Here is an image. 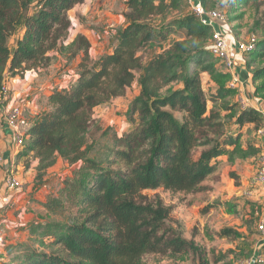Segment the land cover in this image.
I'll use <instances>...</instances> for the list:
<instances>
[{"label": "trees", "instance_id": "16d2710c", "mask_svg": "<svg viewBox=\"0 0 264 264\" xmlns=\"http://www.w3.org/2000/svg\"><path fill=\"white\" fill-rule=\"evenodd\" d=\"M85 1L0 0V88L26 72L45 70L54 52L79 59L77 78L50 92L45 112L31 121L15 155V166L26 169L38 161V178L58 159L76 167L44 204L62 220L31 224L35 245L9 246L7 252L17 250V255L0 264H146V256L169 251L177 261L196 248L180 236L164 237L169 210L161 202L150 203L143 192L163 188L194 194L216 173L215 160L226 156L233 165L250 156L241 138L226 136L225 124L237 118L243 126L261 116L255 109L239 114L231 102L235 89L225 86L231 75L218 72L210 53L212 28L193 15L169 20L172 12L188 10L184 0H127L126 25L98 67L89 40L69 38L68 14ZM249 1L235 0L234 6ZM200 2L205 10L215 5V0ZM176 30L185 38L160 47L145 64L141 52L153 43L165 45ZM253 37L249 54H256L246 68L256 83L264 80V67L255 70L256 61L264 59V40ZM138 73L140 94L131 106L136 128L117 140L116 149L91 158L95 110L124 97ZM203 74L218 84L215 93L206 94Z\"/></svg>", "mask_w": 264, "mask_h": 264}, {"label": "rangeland", "instance_id": "374dc122", "mask_svg": "<svg viewBox=\"0 0 264 264\" xmlns=\"http://www.w3.org/2000/svg\"><path fill=\"white\" fill-rule=\"evenodd\" d=\"M126 2L127 0H87L68 14L72 22L70 40L77 35H83L89 40L92 63L95 67H98L102 58L113 48L117 31L126 25V21L121 19V16L125 15ZM234 5L235 0H215V5L207 10H217L227 15L226 28L237 42L246 43L253 35L259 40H264V0H250L247 5L239 7ZM181 15L192 14L184 6L181 12H172L169 20ZM183 38L185 32L176 30L165 45L151 44L150 48L141 52L144 63L152 59L159 52L160 47H167ZM15 40L16 36L11 38L10 49L14 48ZM255 54L256 51L249 54L246 62ZM51 56H55V60L40 74L29 71L36 76L32 77L28 86L22 88V93L26 94L27 98L32 92H36V95L34 94L37 97L36 113L45 107V98L49 92L66 88L77 78L79 59L68 60L67 54L59 52H54ZM256 62L255 70L264 67V59ZM215 63L218 72L224 74L220 64ZM253 71L251 70L252 73ZM139 76L140 73L137 74L135 83L124 97L95 110L94 118L98 127L92 128L90 134L89 143L93 147L91 158H95L101 152L107 153L109 149H116L117 140L136 128L138 117L132 115L131 106L133 100L140 94ZM18 77L20 78L18 82L23 81L24 77ZM202 78L206 94L215 93L218 84L208 74H203ZM230 81L229 79L225 82L227 88ZM241 90L238 86L231 100L233 104H237L239 114L248 112L256 106L261 117L259 116L257 120V117L253 116L252 119L245 120L243 126L237 123V118L227 119L225 134L227 137L241 138L242 146L245 149L250 148L248 149L250 156L237 160L233 165L228 162L226 156L215 160L213 163L216 164V173L194 194H173L163 188L143 192V196L150 203L161 202L169 210L162 230L164 237L180 236L184 241L193 243L196 248L178 256L177 261L169 257L170 251L163 255H148L145 258L146 264H244L255 258L262 260L257 264H264V249L260 248L262 237L258 231L262 221L260 217L262 194L259 189L252 187L259 169L260 155L264 151V138L260 135V131L264 129V80L252 82V86L245 90V94ZM23 98L18 99L13 106L20 107L25 118L30 108L27 106L28 101H24ZM241 100L248 104L247 109L242 108ZM11 101L13 97L8 103ZM29 112H32V109ZM28 117L33 115L29 114ZM75 168L65 161L58 160L52 169L45 172L42 178H38L35 168L32 167L31 170L25 168V171L22 167L20 172H24L26 177L23 179L24 187L14 200L25 195L24 199L28 204H21L17 199L18 202L14 207L0 209L2 230L14 231V223L18 224V218L26 220V216L31 213L36 219L31 224L62 220L60 215H50L43 206L49 197L57 196L64 179L72 176ZM8 169L12 168L9 166ZM15 172L19 171L15 170ZM18 236L16 242L8 241L2 247L0 251L4 253H0L3 255L0 263L11 260L17 255V250L7 252L9 246L17 245L18 248L20 245H35L31 241L29 231L26 233V229Z\"/></svg>", "mask_w": 264, "mask_h": 264}, {"label": "built area", "instance_id": "2783aa9c", "mask_svg": "<svg viewBox=\"0 0 264 264\" xmlns=\"http://www.w3.org/2000/svg\"><path fill=\"white\" fill-rule=\"evenodd\" d=\"M185 5L191 14L197 17L204 26L212 28V39L210 43V53L221 65L224 72L231 75L230 87L236 89L239 86V80L235 75V62L231 55L230 42L227 36L218 30V27L224 28L227 22V15L224 12L217 10H205L200 0H184ZM255 38L251 37L246 43H239V52L243 54H249L255 48ZM12 91L8 84L3 85L0 88V115H3L7 127L12 131L13 146L15 152L20 150L24 142L23 130L26 126V122L22 116V109L17 106H12L9 110H3L1 107L6 105L10 100ZM242 108L245 110L248 104L244 100H241ZM253 109L259 111L256 106ZM260 135L264 138V129L260 131ZM260 165L257 176L252 182V187L259 189L262 194V206H261V223L259 224L258 231L261 235L260 248L264 249V151L260 157ZM4 162L0 158V174L3 171ZM24 184L18 177V173L13 170L5 172L3 175V181L0 185V209L12 206L15 202L14 198L17 193L23 190ZM252 196V194H250ZM7 244L6 233L0 226V249ZM262 260L255 258L251 261L245 262L244 264H257Z\"/></svg>", "mask_w": 264, "mask_h": 264}, {"label": "crops", "instance_id": "0c3cea01", "mask_svg": "<svg viewBox=\"0 0 264 264\" xmlns=\"http://www.w3.org/2000/svg\"><path fill=\"white\" fill-rule=\"evenodd\" d=\"M77 7H79V6H77ZM127 12H128V7H127V2H126L125 14ZM122 18L124 19V21H126L125 15H122L121 19ZM218 30L223 32L227 36V38H228V40L230 42L231 55H232V58H233V60L235 62V75L237 76V78H238V80L240 82L239 83V88L242 89L241 92L243 94H245V90H248L252 86L251 73L246 68V60H247L248 55L239 52V49H238L239 42H237L234 39V37H232V35L229 34L226 26L224 28L218 27ZM116 43L117 42L115 40L114 46H115ZM114 46H113V48H111V50L109 51L108 54L113 52ZM41 71L42 70L38 71L37 73L40 74ZM32 73H34V71ZM30 74L31 73L26 72L25 75H24L23 81H21V82H18V79H20L18 76L16 78L10 79V81L8 82V85H9L10 89L12 90L13 101H11L10 103H7L5 106L3 105L1 107V109H3L4 111L5 110L7 111L14 105V103L18 99L20 100V99H22L25 96L23 98V100L24 101L27 100L28 101L27 102V106L30 109H32V112H29V110H30L29 109L27 111V113L25 114V118L23 117L24 121L26 120V126L23 129L25 131V133L29 129L31 121L37 115L42 114L46 110V107H44L43 110H40L39 113H36V111H37V107H36V105H37V97L34 96V94L36 95V92H34V93L32 92L30 94L31 96H29V98L26 97V94L22 93V90H23L22 88H24L25 86H28V84L31 83L32 77L36 76V74H31V75ZM35 91H37V90H35ZM49 94H50V92L48 93L47 97L49 96ZM47 97L45 98V105H46ZM22 103H24V102H22ZM29 114H32L33 117H28ZM15 155H16V152H15L14 146H13L12 131L7 127V124H6L5 120L3 119V116L0 115V158H2L3 162H4V166H3L4 167L3 168L4 172H2V174H0V185H1L2 181H3V175L5 174L6 171L9 170L8 169L9 166L12 168L11 170L19 171L18 172V177L22 180V182L24 184V180L23 179H25L26 177L24 176V172H20L22 170V165L20 164L19 166H15ZM58 160H62V159H58ZM37 165H38V161L33 162V164L31 165V169L33 167L36 170ZM23 169H25V168H23ZM25 171H26V169H25ZM24 198H25V195H21L18 198H16L14 204L11 207H14L17 204L18 200H20L21 204L22 203L24 205L26 203L28 204V202ZM41 199H42V201H44L43 198H41ZM13 219L15 220L14 217H13ZM25 219L26 220H24V218H18V224L14 223V226H15L14 231H11V230H9V231L7 230L6 231L5 230L6 236L8 238L7 239V243H8V241L12 242V243L16 242L18 240V237H19L18 235H19V233L22 230L26 229V233H28L29 226L31 225V223L33 221H36L35 216L32 213L30 215H27ZM0 253L3 254L4 251H2V252L0 251ZM2 254H0V261L2 260V258H1L3 256Z\"/></svg>", "mask_w": 264, "mask_h": 264}]
</instances>
